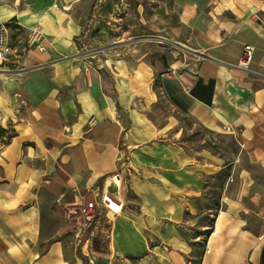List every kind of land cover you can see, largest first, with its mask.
I'll return each mask as SVG.
<instances>
[{"label": "crops", "instance_id": "0c3cea01", "mask_svg": "<svg viewBox=\"0 0 264 264\" xmlns=\"http://www.w3.org/2000/svg\"><path fill=\"white\" fill-rule=\"evenodd\" d=\"M107 1L0 0L41 32L0 70V264H263L264 0H158L164 40L87 47Z\"/></svg>", "mask_w": 264, "mask_h": 264}, {"label": "rangeland", "instance_id": "374dc122", "mask_svg": "<svg viewBox=\"0 0 264 264\" xmlns=\"http://www.w3.org/2000/svg\"><path fill=\"white\" fill-rule=\"evenodd\" d=\"M157 2L158 0H144V5L138 8L127 0H109L102 3L100 8H96L97 12L94 11V15L89 16L86 28L87 47L97 46L104 50L113 49L112 47L118 44L128 45L130 43L143 46L144 44L154 45V40H164L165 33L155 28L154 19L149 21L148 15L142 16L151 10L150 7L153 10ZM18 34L24 37L27 32L21 31ZM154 52L157 54L156 50ZM199 135L200 133L196 132V136ZM94 220H97V217ZM95 263L107 264L103 260H96ZM113 264L121 263L114 262Z\"/></svg>", "mask_w": 264, "mask_h": 264}, {"label": "built area", "instance_id": "2783aa9c", "mask_svg": "<svg viewBox=\"0 0 264 264\" xmlns=\"http://www.w3.org/2000/svg\"><path fill=\"white\" fill-rule=\"evenodd\" d=\"M21 26L15 19H9L7 22H0V70L2 68L19 65L27 55L28 51L37 47L41 40V32L37 27H32L26 36H20ZM253 57V47L245 44L241 54L238 57L236 66L247 70ZM5 135L0 142L1 145L7 142ZM123 158L118 156L119 169L113 174L112 178L116 181L121 180L120 172L123 170L124 164L120 162ZM123 203L113 198L108 192H101L99 195L93 196L91 199H85V202L78 208V212L84 224L89 225L103 212H111L113 214L121 212Z\"/></svg>", "mask_w": 264, "mask_h": 264}, {"label": "trees", "instance_id": "16d2710c", "mask_svg": "<svg viewBox=\"0 0 264 264\" xmlns=\"http://www.w3.org/2000/svg\"><path fill=\"white\" fill-rule=\"evenodd\" d=\"M5 133H7V129L0 127V137L2 136L4 137L5 135H7V138L9 139L11 137L10 133H7V134Z\"/></svg>", "mask_w": 264, "mask_h": 264}]
</instances>
